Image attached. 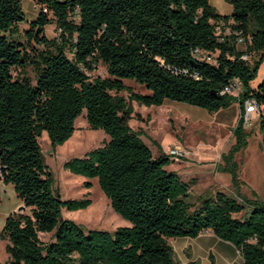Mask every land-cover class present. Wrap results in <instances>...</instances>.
Wrapping results in <instances>:
<instances>
[{"label": "trees", "instance_id": "1", "mask_svg": "<svg viewBox=\"0 0 264 264\" xmlns=\"http://www.w3.org/2000/svg\"><path fill=\"white\" fill-rule=\"evenodd\" d=\"M32 1L39 14L21 32L22 0H0V181L29 210L5 220L0 237L8 241L7 264H181L168 239L206 230L232 244L244 264H264V202L240 193L232 157L249 138L242 119L233 130L235 145L216 167L230 174L233 195L217 190L196 204L190 183L167 169L173 161L159 145L154 156L129 125L133 101L148 107L181 102L210 114L239 103L242 115L244 102L253 99L261 108L264 150V77L251 86L264 64V0H227L229 16L210 0ZM52 24L58 36L48 39ZM236 32L250 37L243 51ZM98 63L108 78L88 76ZM235 79L241 93L221 95ZM124 80L150 93H134ZM125 91L127 98L119 95ZM84 110L90 129L109 141L64 169L96 179L112 210L129 222L112 232L85 230L62 217L91 201L59 196L38 141L45 132L53 148L63 145Z\"/></svg>", "mask_w": 264, "mask_h": 264}, {"label": "rangeland", "instance_id": "2", "mask_svg": "<svg viewBox=\"0 0 264 264\" xmlns=\"http://www.w3.org/2000/svg\"><path fill=\"white\" fill-rule=\"evenodd\" d=\"M210 4L217 8L220 14L232 12L231 5L226 1L217 2L210 0ZM22 8L25 12V22L19 24V30L23 32L31 21L39 14V6L32 0H22ZM48 39L58 36L54 24L45 29ZM245 45H237L238 50H245ZM26 75L34 80V73L28 68ZM91 79L108 78L106 69L102 63L96 65L92 73H88ZM264 77V64L261 66L258 77L251 83L252 87ZM124 85L134 93L149 94L143 86L134 81L124 80ZM242 91L239 92V94ZM124 98L128 92L119 93ZM133 112L129 125L132 130L141 132V140L152 151L154 156L159 155L157 145L164 146L163 152L174 144L182 145L190 152V157L180 161H173L168 170L176 172L182 181L190 183V201L197 203L199 197L214 194L219 190L214 178L216 166L224 164L221 155L228 156L236 143L233 130L240 117L239 103L230 108L210 114L206 110L191 106L186 103L167 100L162 106H144L131 102ZM75 132L63 145L52 147L45 132L39 138V145L45 165L48 167L54 179V189L63 200L87 198L91 205L85 210L62 211V217L74 221L85 230L114 231L118 227L130 226L129 222L116 214L109 201L100 190L96 179H88L71 174L64 169V164L73 158H81L89 151L104 146L109 137L101 130L90 129L85 110L75 120ZM249 133L247 144L244 148L233 153V162L236 164V175L239 187L262 191L259 187L260 177L264 173V152L261 143V135L258 130V121L250 123L245 130ZM258 165V166H257ZM230 181V174L222 173ZM89 182L90 187L85 183ZM230 183V182H229ZM222 188L227 194L233 195V185ZM245 190V191H246ZM263 192V191H262ZM23 203L16 197L12 186L4 185L0 181V233L8 215L16 212ZM25 208L22 213H28ZM40 239L47 242L50 234H40ZM7 240L0 237V264L9 262L6 252Z\"/></svg>", "mask_w": 264, "mask_h": 264}, {"label": "crops", "instance_id": "3", "mask_svg": "<svg viewBox=\"0 0 264 264\" xmlns=\"http://www.w3.org/2000/svg\"><path fill=\"white\" fill-rule=\"evenodd\" d=\"M220 1L221 0H217V2ZM231 13L219 14L229 16ZM258 117L259 116L257 115H253L251 124L257 122ZM244 129L246 130V128ZM160 147L163 151L164 146L160 145ZM262 152H264V150ZM215 166L217 167V165ZM260 178L259 188L262 189L263 192L255 189L246 190L243 187L241 188L240 193L245 197H256L264 202V173ZM213 182L220 191H223L222 188H229L231 186V179L228 181V179L218 173L217 170ZM168 242L172 246L175 256L181 264H187L189 262H195L197 264H211V256L213 264H244L239 251L232 244L217 238L210 230L202 232L196 238H170L168 239Z\"/></svg>", "mask_w": 264, "mask_h": 264}, {"label": "built area", "instance_id": "4", "mask_svg": "<svg viewBox=\"0 0 264 264\" xmlns=\"http://www.w3.org/2000/svg\"><path fill=\"white\" fill-rule=\"evenodd\" d=\"M224 26V23L220 22L215 30L219 34L221 33V30ZM236 36V45H245L250 42V37L247 39L243 38L240 33L236 32L234 33ZM197 55H199V51H195ZM243 60L247 59L246 55H243L241 57ZM241 90V84L238 80L231 81L227 86L224 87V89L221 91V95L229 94L233 96H238L239 92ZM260 106L255 102L253 99H248L243 104V114L240 115L239 119H242L243 121V127L246 128L250 125L251 119L253 115L259 116L260 114ZM165 154L167 157H169L172 161H180L183 159H186L190 156V152L186 150L182 145L180 144H174L170 148H168L165 151Z\"/></svg>", "mask_w": 264, "mask_h": 264}, {"label": "water", "instance_id": "5", "mask_svg": "<svg viewBox=\"0 0 264 264\" xmlns=\"http://www.w3.org/2000/svg\"><path fill=\"white\" fill-rule=\"evenodd\" d=\"M25 208L26 207L24 205H22V206L18 207V209L16 210L15 213H22Z\"/></svg>", "mask_w": 264, "mask_h": 264}, {"label": "bare ground", "instance_id": "6", "mask_svg": "<svg viewBox=\"0 0 264 264\" xmlns=\"http://www.w3.org/2000/svg\"><path fill=\"white\" fill-rule=\"evenodd\" d=\"M3 228V227H2Z\"/></svg>", "mask_w": 264, "mask_h": 264}]
</instances>
